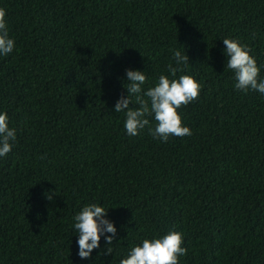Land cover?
Listing matches in <instances>:
<instances>
[{"label": "trees", "instance_id": "16d2710c", "mask_svg": "<svg viewBox=\"0 0 264 264\" xmlns=\"http://www.w3.org/2000/svg\"><path fill=\"white\" fill-rule=\"evenodd\" d=\"M0 7L15 40L0 55V113L17 130L0 157V264H120L172 230L187 248L179 264H264V94L235 89L222 40L249 45L264 79V0ZM173 50L202 85L178 110L192 134L129 136L115 111L126 70L145 71L147 90L170 75ZM88 203L109 209L117 233L81 259L74 216Z\"/></svg>", "mask_w": 264, "mask_h": 264}, {"label": "clouds", "instance_id": "9594fccd", "mask_svg": "<svg viewBox=\"0 0 264 264\" xmlns=\"http://www.w3.org/2000/svg\"><path fill=\"white\" fill-rule=\"evenodd\" d=\"M222 40L228 57L226 69L234 73L235 89L245 93L255 90L264 94V79L260 78L261 66L251 54V47L238 38ZM14 49L15 40L8 33L6 9L0 7V55L7 56ZM172 60L175 66L171 62L167 65L170 75L161 74L157 83L147 90L144 89L147 82L145 71L126 70L124 87L128 90V96L121 95L115 111L125 113L124 128L129 136L140 134L146 127L149 135L163 142H167L170 136L192 134L190 127L184 125L178 110L199 98L202 85L195 76L183 74L190 62L187 53L173 50ZM178 73L181 75L177 76ZM133 102L138 107H131ZM150 118H154L155 124ZM16 138L17 130L9 127L7 112L0 113V157L12 150ZM108 210L99 203H88L74 216V228L79 235L78 255L81 259L90 257L92 251L99 248L102 236H105L108 245L115 239L117 228L114 222L106 218ZM183 243V234L176 230L162 237L144 238L142 243L130 249L120 264H179V258L187 255ZM112 251L111 247L107 248L108 254Z\"/></svg>", "mask_w": 264, "mask_h": 264}]
</instances>
